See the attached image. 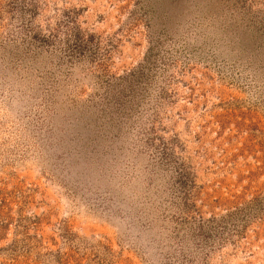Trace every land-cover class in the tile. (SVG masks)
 Returning <instances> with one entry per match:
<instances>
[{"label": "rangeland", "instance_id": "rangeland-1", "mask_svg": "<svg viewBox=\"0 0 264 264\" xmlns=\"http://www.w3.org/2000/svg\"><path fill=\"white\" fill-rule=\"evenodd\" d=\"M0 264H264V0H0Z\"/></svg>", "mask_w": 264, "mask_h": 264}]
</instances>
